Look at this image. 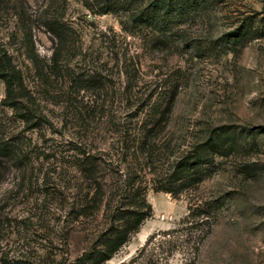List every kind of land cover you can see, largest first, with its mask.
Listing matches in <instances>:
<instances>
[{
  "label": "rangeland",
  "instance_id": "rangeland-1",
  "mask_svg": "<svg viewBox=\"0 0 264 264\" xmlns=\"http://www.w3.org/2000/svg\"><path fill=\"white\" fill-rule=\"evenodd\" d=\"M41 5L40 0H0V47L38 97L40 116L37 128L29 129L2 104L0 80V135L27 153L22 158L25 178L18 174L19 163L6 164L2 171L0 254L23 250L29 264H52L66 250L70 257L80 254L88 241L77 215L82 206V147L114 144L107 132L110 116L112 123H128L127 115L142 102L152 103L175 86L172 144L181 141L179 134L195 140L207 128L225 127L235 145L199 188V196L219 198L222 206L194 264H264V0H209L188 17L176 18L164 45L153 43L155 34L148 29L126 31L116 15L93 14L69 0L64 18L74 30L77 52L71 64L81 66L85 53L87 60L104 62L111 75L106 102L90 111V119L77 111L82 92L77 94L61 77L44 85L28 57L16 12ZM30 33L33 54L46 61L52 51L50 36L37 28ZM125 64L130 75L122 72ZM187 196L149 188L152 216L104 264H126L148 236L178 227L187 213ZM172 237L157 236L145 256H157L156 264H189L180 247L167 259L158 248L160 240Z\"/></svg>",
  "mask_w": 264,
  "mask_h": 264
},
{
  "label": "trees",
  "instance_id": "trees-1",
  "mask_svg": "<svg viewBox=\"0 0 264 264\" xmlns=\"http://www.w3.org/2000/svg\"><path fill=\"white\" fill-rule=\"evenodd\" d=\"M21 1L28 3V0ZM40 1L42 5L31 12L25 11L24 7L16 12L28 57L44 85L56 83L61 77L77 94L82 92L77 111L82 113V118L90 119V111L97 106L103 107L106 102L111 75L104 62L96 58L87 60L85 53L81 66L71 64L77 52L74 30L64 18L69 0ZM75 1L90 13L116 15L126 31L136 26L148 29L155 34L153 43L156 45L167 43L165 35L176 18L188 17L209 3V0ZM33 22L38 26H32ZM35 28L43 29L50 36L52 51L46 61L33 54L30 32ZM122 72L131 74L128 64H125ZM0 80L4 84L2 104L12 109L29 129L37 128L40 123L36 109L38 97L25 84L10 54L1 47ZM177 93L174 86L152 103L148 99L142 102L141 108L127 115L130 118L128 123L121 124L120 120L112 123L110 116L106 121L109 125L107 132L115 139L114 144L99 149L87 145L82 147V164L79 167L82 173V206L77 215L82 216V232L88 241L80 254L70 257L66 250L59 259H53L52 264H104L110 260L152 216L151 204L146 199L149 188L173 197L188 195L187 213L179 220L178 227L158 230L148 236L126 264H156L157 256H145V252L157 236H173L171 240H160L157 244L166 259L180 247L184 255L189 256L186 261L194 264L200 246L211 232L222 206L219 198L199 196V188L217 173L220 169L219 159L231 154L235 145L225 127L207 128L195 140H187L184 134H179L181 141L172 144L169 125ZM22 153L16 142L0 135V180L5 165L14 163H19L18 174L25 178L27 169L22 158L27 153ZM45 197L43 193V200ZM97 220H100L99 224L88 228ZM26 257L23 250L17 255L3 252L0 254V264H29L24 260Z\"/></svg>",
  "mask_w": 264,
  "mask_h": 264
}]
</instances>
